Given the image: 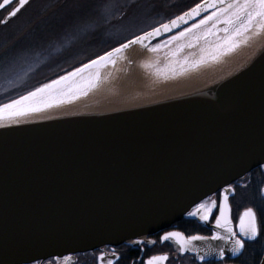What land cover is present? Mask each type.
Listing matches in <instances>:
<instances>
[{
	"label": "water",
	"instance_id": "water-1",
	"mask_svg": "<svg viewBox=\"0 0 264 264\" xmlns=\"http://www.w3.org/2000/svg\"><path fill=\"white\" fill-rule=\"evenodd\" d=\"M215 43V36L201 39L195 53L180 58L178 51L156 69L147 64L150 51L133 45L100 70L86 96L0 121V264H70L78 254L142 241L189 217L194 202L263 167L264 32L192 67ZM194 243L200 255L223 245Z\"/></svg>",
	"mask_w": 264,
	"mask_h": 264
},
{
	"label": "snow or ice",
	"instance_id": "snow-or-ice-1",
	"mask_svg": "<svg viewBox=\"0 0 264 264\" xmlns=\"http://www.w3.org/2000/svg\"><path fill=\"white\" fill-rule=\"evenodd\" d=\"M13 4L15 6L8 11L6 19L0 20V24L7 25L9 20L17 17L22 9L31 4V0H2L0 9H6ZM56 7L63 11V19L65 20H71L75 16H83L97 11V5L93 3V0H59ZM101 7L107 10L111 5L105 3ZM126 7L133 10L140 7V5L138 0H129ZM210 9L212 10L210 14L204 16L198 23H194L191 27L178 32L163 43L151 44L153 38L171 32L172 29L178 28L180 24L186 23L188 19L198 17L201 12H209ZM221 24L224 25L223 28L218 27ZM219 32H223L224 35L222 37L218 36ZM261 32H264V0H203L202 3H197L195 7L184 12L183 15L176 16L168 23L154 27L141 35H136L134 38L120 43L118 47L106 51L103 55L90 60L66 75L35 88V90L19 97V99L0 105V121L15 120L31 113L41 112L45 108L71 103L81 96H86L89 91L97 87L101 80L100 70L109 65L114 66L117 59L124 58L123 53L125 50L133 45L139 44L148 51L156 53L161 48L174 42L190 39L187 45L178 43L176 49L178 52L185 46H193V43L199 42L201 39L207 41L209 37H217V43L204 50L205 55L198 61L193 62L192 67H197L206 63L209 59L218 60L221 56L235 51L241 45L247 44L252 36H258ZM172 54L175 56L176 52ZM184 63L187 64V61H184ZM230 192L234 194L235 189L225 188L222 193L217 194L216 199L208 196L206 199L194 202L190 206V210H187L189 217L198 218L199 221L205 224L214 220L216 231L211 236H185L183 232L170 231L166 232L160 239L162 241H175L180 252L191 250L201 261H204L205 255L213 253L223 260L225 256L223 245H229L228 251L233 256L238 259L242 257L247 241H256L258 237L264 235V221H258L257 210L248 207L238 214L237 223L234 224L232 205L229 202ZM209 240L222 241L223 245H217L215 248L208 245L205 255H200L201 249L194 242ZM151 243L156 242L151 241ZM113 255L115 256V253ZM116 259L118 260L119 257H116ZM99 260L101 264H104L105 257L103 254L99 257ZM168 260L167 255H155L150 257L146 264H165ZM106 264H114V260L108 259Z\"/></svg>",
	"mask_w": 264,
	"mask_h": 264
},
{
	"label": "rangeland",
	"instance_id": "rangeland-1",
	"mask_svg": "<svg viewBox=\"0 0 264 264\" xmlns=\"http://www.w3.org/2000/svg\"><path fill=\"white\" fill-rule=\"evenodd\" d=\"M58 2L59 0H34L18 18L2 29L0 56L2 53L6 54L0 57L2 58L0 88L7 85L8 81L11 84L16 81L11 85L12 89H16L23 83H34L44 77L52 76L59 69H67L79 64L80 60L87 58L99 47L113 43L114 41L110 38L124 37L148 26V21L144 18L149 11L145 12L141 7L129 10L126 7L129 0H93V3L97 5V11L75 16L71 20L63 19V11L56 7ZM105 3L111 5L107 10L101 7ZM138 3L140 5L141 0H138ZM54 10L56 12H53ZM123 13L125 15L121 18ZM30 21H34L30 23L33 26L27 25L21 33L23 26ZM17 34L21 35L17 51L7 53L9 48H6L8 44L6 42ZM92 41L95 43L91 45ZM189 42L190 39L174 42L161 48L159 52H150L147 56V64L150 62L155 69L159 65L164 66L170 61L169 56L173 52H176L175 56H178V52L175 51L176 44L187 45ZM198 44L199 42H195L191 47L185 46L179 52L183 55L179 54V57H187L189 53H195ZM12 89L4 88L7 92H0V96Z\"/></svg>",
	"mask_w": 264,
	"mask_h": 264
},
{
	"label": "flooded vegetation",
	"instance_id": "flooded-vegetation-1",
	"mask_svg": "<svg viewBox=\"0 0 264 264\" xmlns=\"http://www.w3.org/2000/svg\"><path fill=\"white\" fill-rule=\"evenodd\" d=\"M185 3L186 0H141V9L145 10V12H147V10L149 11L146 17L144 18L148 21V26H145L141 30L130 33L124 37H128L130 35L145 31L156 21H158L161 14L158 17L157 13L168 12V10L172 9V6H179ZM13 6L14 5H10L8 6V8L0 10V20L7 18L8 11H10ZM177 9H179V7H177ZM56 10H54L53 12H56ZM21 13H19L17 17H14L9 20L7 25H9L16 18H18ZM124 15L125 14L123 13L121 18ZM33 22L34 21H30L28 24L23 26V28L20 30L21 33L26 29L27 25H29V27L33 26L30 24ZM7 25L0 24V32ZM17 35L21 36L20 34ZM124 37L117 36L110 38L112 41L117 43L114 44L113 42L111 44L104 45L103 47H99V49L92 52L87 58L80 60V63L90 57H93L103 51H106L107 49H109V45L118 44V42ZM93 41L91 42V45L92 43H95ZM63 69L64 68L57 70L56 73L52 74V76L58 75ZM8 82L9 83L7 85L0 88V92H7L6 90H4V88L8 89L10 87V89H12L11 85L16 83V81H14L12 84L10 81ZM29 83H23L20 88L12 89V91L20 92L22 91V89L24 90L25 87H28ZM230 187L235 189V193H231L229 195V202L232 205V217L234 224L237 223L238 214L242 213L245 208L248 207H252L254 210H257L258 221H264V165L263 167L253 169L252 171L247 173L243 178L234 181L230 185ZM219 193H222V191H218L217 193H215V195L211 196V198L216 199L217 194ZM212 226H214V220L209 221L207 224H205L204 222L199 221L198 218L184 217L173 225H171L170 227H168L167 229L157 232L142 241H138L142 243L132 242L113 247L105 246L101 249L75 255L70 261V264H101L99 257L102 254L105 257L104 264H106V261L108 259L114 260V264H146L147 260L155 255H167L169 257V260L165 262V264H259L264 251V235L258 237L256 241H247L244 254L239 259L236 256H233L231 252L228 251V255H225L223 260H221V258L215 254L214 256H212V259H204V261L199 260L195 254H191L189 252H180L179 246H177L174 241H162L160 239L166 232L170 231H180L183 232L185 236H211L213 234L211 229ZM151 241H155L156 243L153 244L151 243ZM113 253H115V256L113 255ZM116 257H119V259L117 260ZM64 262L65 260H61L60 262H58L56 260L49 259L44 262H36L32 264H61Z\"/></svg>",
	"mask_w": 264,
	"mask_h": 264
},
{
	"label": "trees",
	"instance_id": "trees-1",
	"mask_svg": "<svg viewBox=\"0 0 264 264\" xmlns=\"http://www.w3.org/2000/svg\"><path fill=\"white\" fill-rule=\"evenodd\" d=\"M200 1H202V0H186V3L185 4H181V5H179V6H172V9L171 10H168V12H160V13H157V16L159 17V15H160V18L158 19V21H156L152 26H150L149 28H147L146 30H149V29H151V28H153V27H155V26H157V25H159V24H161V23H163V22H166V21H168V20H170V19H172V18H174V17H176V16H178L179 14H181V13H183V12H185L186 10H188V9H190L191 7H193L194 5H196L197 3H199ZM181 6V7H180ZM177 7H179V9H177ZM145 30V31H146ZM142 32H144V31H142ZM141 32V33H142ZM138 34H140V33H136V34H133V35H130V36H128V37H124L122 40H120L119 42H118V44H116V45H109L108 47H109V49H107L106 51H108V50H110V49H112L113 47H115V46H118L120 43H124V42H126L127 40H129V39H131L132 37H134V36H136V35H138ZM17 36V37H16ZM18 41V42H17ZM21 42V36H19V35H14V36H12L6 43H8L7 45H6V48H9V50L7 51V53H10V52H13V51H17V48H18V45H19V43ZM5 45V44H4ZM2 46V45H1ZM5 48V49H6ZM106 51H103V52H101V53H99V54H97V55H95V56H93V57H90V58H88L87 60H85V61H88V60H91V59H93V58H95V57H97V56H99V55H101V54H103V53H105ZM4 54H6V53H4ZM0 57H3V54H2V56H0ZM2 58H0V60H1ZM28 89H30V88H28ZM32 89V88H31ZM30 89V90H31ZM29 90H27V91H21V92H18V91H9L8 93H6L5 95H3V96H0V105H3V104H6V103H10L11 101H13V100H15V99H17L18 97H20L21 95H23V94H25L26 92H28Z\"/></svg>",
	"mask_w": 264,
	"mask_h": 264
}]
</instances>
